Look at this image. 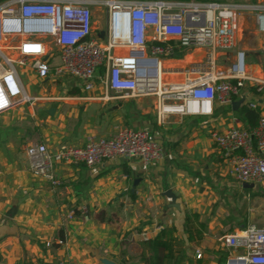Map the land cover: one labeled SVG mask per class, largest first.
Listing matches in <instances>:
<instances>
[{"label": "crops", "instance_id": "obj_1", "mask_svg": "<svg viewBox=\"0 0 264 264\" xmlns=\"http://www.w3.org/2000/svg\"><path fill=\"white\" fill-rule=\"evenodd\" d=\"M132 1L168 3L177 11L211 3L264 6V0ZM93 15V34L102 40L106 13L99 17L93 10ZM235 28L236 43L244 31L257 36L261 60L262 36L256 31L254 14L239 12ZM239 50L243 49H234L226 58ZM7 53L17 56V51ZM202 55L201 50H190L163 60V82L183 81L184 69ZM221 56L217 66L224 69L219 66ZM22 69L18 77L33 100L0 114V264L61 260L69 264H148L146 242L161 231L172 232L170 258L161 264H225L232 254L222 239L243 228L246 217L241 203L250 190L259 189L232 180L210 133L223 130L232 119L250 128L244 100H258V109L252 111L259 114L264 108L262 95L246 84L242 97L235 101H242L237 110L216 106L209 118L170 116L158 124L155 97L115 94L99 83L85 91L82 84H70L71 78L43 79ZM248 74L264 77L262 65L249 64ZM117 127L148 129L161 143L163 159L147 167L124 158L108 160L94 169L54 164L52 175L58 186L30 173V147L44 144L50 151L80 147L89 138L111 137ZM166 191L175 195V202L164 195ZM188 214L196 215L207 228L190 240L184 232ZM49 242L48 248L45 244Z\"/></svg>", "mask_w": 264, "mask_h": 264}, {"label": "built area", "instance_id": "obj_2", "mask_svg": "<svg viewBox=\"0 0 264 264\" xmlns=\"http://www.w3.org/2000/svg\"><path fill=\"white\" fill-rule=\"evenodd\" d=\"M97 6L106 13L102 40L93 34ZM175 8L163 2L132 0L5 1L0 5V114L33 100L21 85L18 68H28L43 79L78 80L85 91L99 83L115 94L155 97L158 124L170 116L209 118L216 106L231 109L246 84L264 98V77L248 74L245 51L234 52L224 69L216 60L219 53L234 50L237 15L250 11L262 36L264 75V6L211 3ZM190 50H201V60L184 69L183 81L164 83L162 61ZM7 51H17V56ZM54 51L57 64L52 63ZM244 102L250 110L259 107L258 100ZM210 138L232 180L264 192V108L254 127L245 129L232 119L223 130L212 131ZM27 152L30 173L52 186L59 184L52 175L54 164L94 169L108 160L124 158L147 167L164 157L161 143L148 129L129 127H117L109 138H89L80 147L50 151L38 144ZM222 245L232 254L225 264H264V226L247 224L223 237Z\"/></svg>", "mask_w": 264, "mask_h": 264}, {"label": "rangeland", "instance_id": "obj_3", "mask_svg": "<svg viewBox=\"0 0 264 264\" xmlns=\"http://www.w3.org/2000/svg\"><path fill=\"white\" fill-rule=\"evenodd\" d=\"M7 0H4L5 2ZM95 14H99V17L102 15L104 16L105 9L103 7H95L94 8ZM102 28H104V24H102ZM103 31V30H102ZM237 44V45H236ZM235 44L234 49H245L244 51L247 54L246 57V63L251 65H257L258 63L262 65L260 58L257 56L259 46L257 43V36H255L252 32L244 31L240 34L239 41ZM247 49V51H246ZM224 56H221L219 60V66L220 67H227V60L229 55L226 52H222ZM221 53V54H222ZM53 60L52 63L57 64L58 59L56 57V52H53ZM18 71H23L22 68H18ZM32 74V71L30 72ZM60 81L64 82V79H60ZM70 84L78 83L81 85L80 81L75 79H70ZM82 86V85H81ZM221 109H225V107H222ZM249 194V195H247ZM246 195V201L244 203H241L243 205V212L246 217V220L244 221V226L247 224H255L256 226L262 227L264 226V192H261L259 190H253ZM240 206V205H239Z\"/></svg>", "mask_w": 264, "mask_h": 264}, {"label": "trees", "instance_id": "obj_4", "mask_svg": "<svg viewBox=\"0 0 264 264\" xmlns=\"http://www.w3.org/2000/svg\"><path fill=\"white\" fill-rule=\"evenodd\" d=\"M244 115L246 120L250 124V128L254 127L258 119L257 112L250 109H244ZM251 191L253 190H250V192ZM197 227L199 229H197ZM206 230L207 228L204 224H199L198 217L196 215L188 214L185 216L184 232L188 235L189 240L195 233L199 236ZM171 234V231H161L158 237L146 242L147 249L150 255L148 264H161L165 259L170 258L168 252L170 251V243L172 241Z\"/></svg>", "mask_w": 264, "mask_h": 264}, {"label": "water", "instance_id": "obj_5", "mask_svg": "<svg viewBox=\"0 0 264 264\" xmlns=\"http://www.w3.org/2000/svg\"><path fill=\"white\" fill-rule=\"evenodd\" d=\"M241 100L240 101H237V102H234L232 104V109L233 110H237L238 106L241 104ZM245 187H248V188H252L253 185L252 184H244ZM167 198L171 199L172 202H175L176 200V197L175 195L171 192V191H166L165 194H164ZM103 264H111L109 263L108 261H103Z\"/></svg>", "mask_w": 264, "mask_h": 264}, {"label": "bare ground", "instance_id": "obj_6", "mask_svg": "<svg viewBox=\"0 0 264 264\" xmlns=\"http://www.w3.org/2000/svg\"><path fill=\"white\" fill-rule=\"evenodd\" d=\"M246 71L248 72V67H247ZM261 76H262V75H261ZM259 77H260V76H259Z\"/></svg>", "mask_w": 264, "mask_h": 264}]
</instances>
